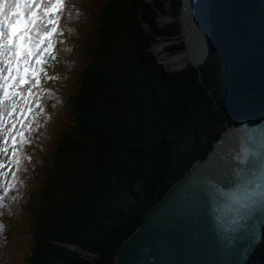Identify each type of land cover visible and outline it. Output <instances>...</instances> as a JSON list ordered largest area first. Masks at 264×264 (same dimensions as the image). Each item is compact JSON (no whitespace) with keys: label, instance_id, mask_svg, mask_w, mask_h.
<instances>
[{"label":"trees","instance_id":"obj_1","mask_svg":"<svg viewBox=\"0 0 264 264\" xmlns=\"http://www.w3.org/2000/svg\"><path fill=\"white\" fill-rule=\"evenodd\" d=\"M180 1L65 0L42 11L41 35L62 16L42 45L53 41L56 60L39 65L57 78L37 71L45 110L35 111L17 176L0 187V261L113 264L168 186L255 106L264 93V0H212L224 12L210 8L207 54L172 68L150 43L183 49ZM244 264H264V228Z\"/></svg>","mask_w":264,"mask_h":264},{"label":"water","instance_id":"obj_2","mask_svg":"<svg viewBox=\"0 0 264 264\" xmlns=\"http://www.w3.org/2000/svg\"><path fill=\"white\" fill-rule=\"evenodd\" d=\"M205 7L198 6L199 18L204 15L198 28L188 24L185 14L179 18L181 63L197 64L207 54ZM257 186L260 195L250 205L248 193ZM263 228L264 114L258 119L239 114L123 238L113 264H244Z\"/></svg>","mask_w":264,"mask_h":264},{"label":"snow or ice","instance_id":"obj_3","mask_svg":"<svg viewBox=\"0 0 264 264\" xmlns=\"http://www.w3.org/2000/svg\"><path fill=\"white\" fill-rule=\"evenodd\" d=\"M64 2L65 0H0V176L8 174L2 171L6 165L12 177L17 176L22 157L27 155V146L32 143L35 111L43 114L45 110L41 102L43 97L34 90L46 93L48 89L43 77L47 80L57 78L49 75L46 67L39 69L43 73L41 77L31 61L35 57L36 64L48 65L56 60L52 51L55 48L53 41L48 40L46 47L42 45L45 37H52L58 32V21L62 16L55 20L48 19L47 23L52 27L41 35L36 31V10L41 9L43 3V11L47 16L49 12L61 9ZM63 34L60 30L59 35ZM9 151L11 156L8 155ZM27 158L31 159L30 156ZM13 164L17 171L12 170ZM259 195V186L248 193L250 205L256 203ZM250 205L246 206V210H250ZM2 229L3 225H0V230Z\"/></svg>","mask_w":264,"mask_h":264},{"label":"rangeland","instance_id":"obj_4","mask_svg":"<svg viewBox=\"0 0 264 264\" xmlns=\"http://www.w3.org/2000/svg\"><path fill=\"white\" fill-rule=\"evenodd\" d=\"M209 10H210V8H213L212 10L214 11V12H217V11H223L224 12V10L223 9H220V10H216L215 9V5H212V7H211V3H212V0H209ZM219 4V3H218ZM180 8V7H179ZM180 10V9H179ZM38 16V15H37ZM169 16L168 15H166V14H160L159 15V18H158V20H162V21H167V20H169ZM210 19V18H209ZM226 30V29H225ZM252 36L253 37H256L257 35H255V34H252ZM209 39H210V36H209ZM169 41H167V40H163V39H161V38H156V39H154V40H152V42L150 43L151 44V48L153 49V51L155 52V53H157V60L158 61H164L165 62V60H163V56L165 57V55L166 56H172L174 53H177V52H174V53H169L170 55H168V53H166L165 51H163V46L165 45V44H167ZM255 47L257 48V45H255ZM178 52H181V51H178ZM160 55V57L162 58V60L161 59H159L158 58V56ZM176 55H180V57H181V59H184L185 57L184 56H182L181 54H176ZM175 56V55H174ZM32 64H33V66L37 69V64H36V58L34 57L33 59H32ZM163 62V65H165V63ZM175 63V62H174ZM181 63V62H180ZM176 64V65H170V64H168V66H172V67H175L176 66V68H179V67H181L182 65H184L185 63H181V64ZM229 64V66H230V63H228ZM167 65V64H166ZM232 66V65H231ZM259 97V99H257L256 100V103H255V106H253V107H250V108H247V109H244V112H239L238 114H244V115H252L254 118H256V119H258V118H260V117H262V115L264 114V93L263 94H259V96H257V98ZM233 98L234 99H238V95L237 94H235L234 96H233ZM234 120V118L231 120V122L229 123V124H231L232 123V121ZM214 140V139H213ZM213 142V141H212ZM32 207V206H31ZM29 208H30V206H28V205H26V204H23V209L24 210H29ZM31 211H32V208H31ZM120 244V243H119ZM9 245H10V241L8 240V242H7V244L5 243V245H4V247H6L5 248V250H4V253H3V256L4 255H6V252H7V250H8V248H9ZM3 247V248H4ZM2 256V257H3ZM0 263H6V264H9L8 262H2V261H0Z\"/></svg>","mask_w":264,"mask_h":264},{"label":"bare ground","instance_id":"obj_5","mask_svg":"<svg viewBox=\"0 0 264 264\" xmlns=\"http://www.w3.org/2000/svg\"><path fill=\"white\" fill-rule=\"evenodd\" d=\"M188 1L189 0H182V12H181V14H185L186 18H188L187 21H188V24L190 26L195 25L196 28H198V26L201 23H203V18H204V15L203 16L201 15V18H199L200 14L198 11V6L202 8L204 6V4L209 0H201L200 4H196V5H195V3H192L190 1L188 2ZM202 10L204 11V9H202ZM181 14H179V18L181 17ZM192 28H194V27H192ZM190 39H191V41L194 40L192 38V36H189V40ZM176 54H178V53H175L172 56H166V55H165V57L163 56V60H165L166 63L164 61L163 62L165 63V65L167 64L166 66H168V64L176 65V64H179L180 62H182L183 59H181L180 55H176ZM181 55L184 56L183 54H181ZM159 59L162 60L160 55H159Z\"/></svg>","mask_w":264,"mask_h":264},{"label":"clouds","instance_id":"obj_6","mask_svg":"<svg viewBox=\"0 0 264 264\" xmlns=\"http://www.w3.org/2000/svg\"><path fill=\"white\" fill-rule=\"evenodd\" d=\"M209 4H210L209 1H207L204 5H206L205 9L207 10V17H208V21H209V23H210V31H209V32L211 33L212 25H211V22H210V19H209V18H210ZM180 5H181V9H180V10L182 11V0L180 1ZM180 14H181V13H180ZM179 21H180V20H179ZM210 33H209V36H210ZM237 115H239V114H237ZM237 115H236V116H237ZM236 116H235V117H236ZM235 117H234V118H235ZM228 125H229V124H228ZM228 125H227V126H228ZM225 128H226V127H225ZM225 128H224V129H225ZM224 129H223V130H224ZM223 130H222V131H223ZM222 131H221V132H222Z\"/></svg>","mask_w":264,"mask_h":264}]
</instances>
